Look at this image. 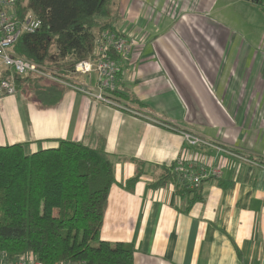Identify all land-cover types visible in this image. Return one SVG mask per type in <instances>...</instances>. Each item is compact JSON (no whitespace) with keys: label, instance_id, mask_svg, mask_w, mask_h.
I'll return each instance as SVG.
<instances>
[{"label":"crops","instance_id":"obj_1","mask_svg":"<svg viewBox=\"0 0 264 264\" xmlns=\"http://www.w3.org/2000/svg\"><path fill=\"white\" fill-rule=\"evenodd\" d=\"M255 4L262 6L255 0H109L99 21L143 39L125 57L112 51L119 71L115 89L104 91L109 102L95 95L96 72L64 78L57 66L34 62L84 89L34 74L66 87L54 104L34 98L15 76L17 96L38 101L21 108L14 128L25 138L12 143L33 152L68 138L104 149L116 182L101 238L133 244L134 264H264V34L233 40L222 28L231 6ZM9 73L0 60V74ZM16 93L1 97V105L14 109ZM17 103L22 106V97ZM185 131L213 146L186 145ZM181 151L197 170L219 165L221 175L196 193L182 194L176 181L153 185ZM139 165L143 173L129 186Z\"/></svg>","mask_w":264,"mask_h":264},{"label":"trees","instance_id":"obj_2","mask_svg":"<svg viewBox=\"0 0 264 264\" xmlns=\"http://www.w3.org/2000/svg\"><path fill=\"white\" fill-rule=\"evenodd\" d=\"M108 2H19V16L31 11L41 20V26L22 33L12 45V52L38 64L57 66V74L69 78L76 62L93 52L95 31L116 30L111 24L99 21ZM16 76L19 87L28 85L47 104L58 102L66 88L41 76ZM56 141L55 146L33 152L27 151L24 142L0 145V250L11 260L30 252L44 264L62 260L134 264L133 244L110 242L100 234L109 194L116 182L111 157L104 149L80 140L58 138ZM142 173L139 165L128 180L129 186ZM169 181H176L182 194L199 191V187H186L173 165L153 185Z\"/></svg>","mask_w":264,"mask_h":264},{"label":"built area","instance_id":"obj_3","mask_svg":"<svg viewBox=\"0 0 264 264\" xmlns=\"http://www.w3.org/2000/svg\"><path fill=\"white\" fill-rule=\"evenodd\" d=\"M25 0H0V60L10 71L9 75L0 74V99L4 95L16 93L18 86L15 76L21 75H41L49 77L63 84L84 90L75 84L61 79L49 69H43L40 65L25 59L24 57L14 55L11 47L24 32H33L41 26V20L33 12L29 11L22 17L17 11V4ZM141 36L127 37L114 29H104L95 35V47L93 53L87 58L76 62L74 73L96 72L99 80V93H96L98 99L109 102V98L104 96L106 89H115L117 74L119 71V62L112 55V51L120 56H127L132 49H138L142 46ZM86 91V90H85ZM185 143L188 146H213L212 142L195 133L183 132ZM219 150L225 151L221 146L216 145ZM195 159L188 160L184 151L173 163V169L179 173L188 188H197L210 177H219L221 167L213 166L206 168L203 165L197 170ZM0 264H44L30 252L19 255L15 260H11L9 255L0 250ZM56 264H87L85 262H74L71 260H62Z\"/></svg>","mask_w":264,"mask_h":264},{"label":"rangeland","instance_id":"obj_4","mask_svg":"<svg viewBox=\"0 0 264 264\" xmlns=\"http://www.w3.org/2000/svg\"><path fill=\"white\" fill-rule=\"evenodd\" d=\"M261 5L255 4L252 6L254 8H249L251 6H247L248 8L231 6L228 9V15H226L227 21L225 20L227 27L222 26V28L231 33L229 35L230 39L236 40V37L253 39V36L264 34V0H262ZM105 10H108L107 7ZM230 20L237 26L232 28L229 25ZM17 93L19 94V92ZM17 93L13 95L16 99V104L14 105L15 110L9 104L3 107L0 100V145L10 144L15 140H24V130L19 125L14 128L15 123L18 122V117H20V110L23 106L26 107L28 103L36 105L37 99L42 101L38 96H35L34 98L37 99H34L31 96V98L28 96H17ZM103 94L106 96L105 93ZM7 97L10 96H5L3 99ZM19 97H22V106H19L17 103ZM31 128H33V125H31Z\"/></svg>","mask_w":264,"mask_h":264},{"label":"water","instance_id":"obj_5","mask_svg":"<svg viewBox=\"0 0 264 264\" xmlns=\"http://www.w3.org/2000/svg\"><path fill=\"white\" fill-rule=\"evenodd\" d=\"M255 1H259V0H255Z\"/></svg>","mask_w":264,"mask_h":264}]
</instances>
